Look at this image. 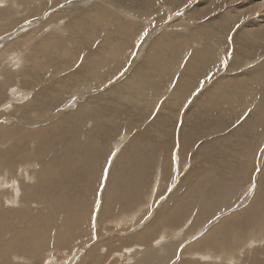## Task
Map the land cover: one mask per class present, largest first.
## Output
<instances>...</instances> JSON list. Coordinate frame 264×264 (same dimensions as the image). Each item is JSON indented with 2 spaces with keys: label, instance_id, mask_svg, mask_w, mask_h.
I'll return each instance as SVG.
<instances>
[{
  "label": "bare ground",
  "instance_id": "bare-ground-1",
  "mask_svg": "<svg viewBox=\"0 0 264 264\" xmlns=\"http://www.w3.org/2000/svg\"><path fill=\"white\" fill-rule=\"evenodd\" d=\"M17 1L19 2V0H17ZM25 1L27 3L31 2L33 4L32 5L30 3L31 4L30 8H34L33 6H36L35 5L36 0H25ZM73 1H72L70 6L67 4V7H65V6H62V8L58 7L60 9L54 10V11H59V12L51 13L50 15H48V17L45 20H43V21L41 20L40 22H38V25L35 26L32 23L35 27H31L30 29L27 28L29 25L28 26L25 25L23 28L18 27L19 30L16 32L17 35L21 34L24 31H26V32H27V30H29V31L27 33H25V35H22V37L20 39H18L17 41H12L10 43H6V42H8L9 39H6V41H0L1 42L0 43V98L5 95L4 92L8 86L18 84V82L16 81L18 78H16V77H19L20 79L22 78V80H25V86H28V83H30L29 85H31V87L34 89V92L32 91L31 94L28 95V97H27V95H24L25 99L24 98L19 99L18 100L19 102L15 101V103L5 105L4 107L6 108V112H5V119H3V121L6 124L4 125L3 123L2 124L0 123V195L2 194V197H3V199L1 198V200H0V264H9V262L11 264V261H13L15 264H19L18 262L25 263L31 259L34 261L33 264H41V263H38L39 261L44 262V259H43L44 252H41V250H43L44 248H46L48 246H52V244L54 246H56L57 248H60L63 246V244L65 242H70V239L73 238L75 235L80 236L77 240L78 243H85V242H89L90 244L94 243L93 246L87 252V254L83 257V261H88L89 259H91L90 262L92 264H94V262H93L94 255H96V253L99 249V245H102L101 243L95 244L96 241L94 238V236H95L94 234H96L97 232L94 230L95 229V227H94L95 221L94 220H96L97 218L93 219L94 212L91 211V207L94 204V196L92 193L95 194V183H96L94 180L92 181V179L93 178L98 179L99 173L97 172V170H99V164H100V161L102 160V157L100 160L99 159L100 157L96 155V153H97L96 151L99 149V145L102 141H99V139L97 137L98 135L96 136L94 134V131L97 130V127L99 126L98 118L104 117L103 113L101 115L98 114L99 115L98 117L93 115L95 113L100 112V110H98L99 107L97 106V104L95 102V100L97 98H92L91 101L88 100L84 104L78 105L72 111H66L69 108L68 106H72V104H70V103L65 104L67 107L65 105L62 107L59 104V100H57L58 97L53 98V93H52L53 90L55 92H58L57 90H61L62 87L66 88L68 86L67 84L63 85V80L65 81L67 78L65 75H64L65 77L64 76L58 77V75L56 76L58 78H56L55 81H57L58 86H56V85L53 86L52 85L53 83L47 82L48 80H46V79H44L46 82L43 79L37 80V78H35V77H34L33 81L30 78H29V80H27V78L25 76V74H26L25 70H26V72L28 69H30L32 71L35 70V71H41L42 72L43 68L44 69L48 68L49 67L48 56L49 55L51 56V54H52L51 50L55 47L61 48L63 41L66 40L65 38L73 36V32H75V31L71 30L72 28L70 29V28H68V26H67V28H66V26H65V28H62L61 26H59V24L61 22H63L62 21L63 19L70 17V19L73 23L77 24V22L79 21V22L85 24V22L87 20H89V17H90L94 21L96 20L97 22L101 23L102 25H106V24L108 26L110 24L117 25V22L114 21L112 16L116 15L118 17V15L116 13L108 10L103 5H100L99 3H95V5H93V7H92L93 9L83 10L81 12L79 9L88 0H75L74 2ZM135 1H136V3H138V6L141 10V14L145 16V13H146L148 16L150 14V11L148 8L147 9L144 8L142 1L145 3L148 1L150 2V0H142V1L141 0H135ZM171 1H173V0H171ZM178 1H181V0H178ZM187 1H189V0H187ZM220 1H222V0H220ZM229 1H230V3H232L231 0H229ZM233 1L234 2L231 5L232 10L235 8H241V9L245 8L244 10H246L247 14H255L257 12L261 13L258 18L255 17V19H253L251 21L249 20L250 21L249 27L251 29H249L247 31L252 30V32L255 35V38H254V36L250 35V36H252L253 39H256V42H254L255 44L253 47L255 53H257V54L262 53L264 55V50H263L264 45H262V43H263L262 40H264V0H233ZM1 2L4 3V2H6V0H0V3ZM42 2L44 3V5L49 4L50 6L51 5L54 6V4H57V3L60 4V2L58 0H42ZM53 2H55V3L53 4ZM181 2H183V1H181ZM225 2H226V0H225ZM6 3H8V2H6ZM200 3H203V1L201 0V2H199V5H200ZM206 4H207V2H206ZM208 4H210V3H208ZM16 5H17L16 1H12L11 4H9V5H6V6L2 5L3 7L0 6V35L3 34L4 32H8L9 30H11L10 28L13 27L14 25H18L19 23H21L22 21H24L26 19L36 17L37 15H40L47 10V9L41 10L42 12H38V13H35V11H30L31 14L22 15V16L18 17L17 12H16V7H17ZM60 5H62V3ZM136 5L137 4H135V6ZM153 5H154V3H153ZM157 5H159V4H157ZM196 5H198V4H196ZM159 7H160V5H159ZM229 8H228V10H231ZM118 9L119 8L116 6V10L114 9V11H117V13H120V14H125L127 16V13L121 12ZM215 9H214V11H215ZM12 11H14L15 14H12L11 13ZM235 11H236V9H235ZM237 13H239V12H237ZM241 13H242V11H241ZM228 14L229 13H227V15ZM83 16L84 17L88 16V18H85V21L82 22V20H80V19ZM245 16H247V15L244 14L242 16L241 15L239 16L240 17L239 19H241L240 20L241 22H243ZM77 17H79L78 20H77ZM105 18H107L109 20L104 21L103 19H105ZM213 18H215V17H213ZM235 19H237V18H235ZM57 20L58 21L61 20V21L58 22ZM228 20H231V19L229 18ZM120 21H121V23H123L122 24L123 27H125V28L128 27V31H132V30L138 31L139 25L137 22L131 21V20H129V22L128 21H122V20H120ZM228 22L229 21H227V23ZM233 23H235V22H233ZM32 24H31V26H32ZM87 25H89V24H87ZM243 25H241V26L243 27ZM58 26L61 28H58ZM205 26L206 25H204V27ZM77 27H75V28H77ZM215 27H216V25H215ZM217 27H220V26H217ZM193 28H192V30H193ZM82 29L87 30V35L85 37H88L90 43L94 42V39L96 38L97 33L93 30L98 29V27L92 26V28H90V29L82 27ZM106 29L109 30V32L106 31V34L105 33L104 34L107 36V38L109 40L104 39L105 41H102L99 38V40L97 41V43H99V41L101 42V45L98 46L99 48L95 51L93 50L91 55H89L85 58L88 62L87 64L83 63L85 60L84 59V60H82L81 65L79 66V68L82 72H86V71H88V72L83 73V74L80 72L79 74H82V76L79 77L76 75L77 73L72 72L73 71L72 70L71 72L74 73V75L70 79H73V80L77 81L78 83H81V82L85 83L89 80L88 76H86L88 73H90L91 78L97 79L98 77L94 76V74H97V73H95V71L97 69L103 68L105 65H108L107 63H110L112 61H114V62L117 61V59L119 57H121L120 55H122V54L126 55L127 54V46H126L127 41L133 42V40H130L127 37H123V41L120 43L119 40L114 39L115 33H117L118 31L114 32L115 29H113V28H106ZM223 29H224V27H223ZM101 30H105V27L102 26ZM243 30H241V31H243ZM245 30H246V28H245ZM202 31H204V30H202ZM45 34H46V36L43 39L42 36ZM152 34H155V33H152ZM182 34H185V33H182ZM170 35L171 34H164V35H160V36L156 37L154 44L152 43L153 44L152 46L154 48L151 46L149 47V48H152L151 52H153L151 54L150 58L145 57V59L147 58L146 61L142 65H140L139 67L138 66L134 67L133 72L132 73L130 72L131 74H128L125 71L126 72L125 74H121L118 77L116 74L115 78L110 79L111 83L108 84L109 86L107 85L108 87L106 89L108 91H111L110 96H113L114 98H108L109 94L106 92L103 94V96L105 97L104 99L106 100V102L103 103V106H104L106 113L108 114L107 119L109 117H111V119L116 118V119H114V122L115 123L118 122L122 126H125L128 123V126H126L128 129H130L132 127H136V129H137L139 126H141L142 132L140 134H143V135L157 131L161 137H162V135L164 137V138H162L160 143H158V142L156 143V140H155V142H153L152 139H149V137H143V138H141V140H139L140 137H137L136 141L133 140V141H135L134 143H132L133 141H131V143H132V145H130L131 148L127 147V149H129V151H127L126 154L124 153L122 156H121V154L118 155L119 159H116L115 162L112 160V162L116 166V170L113 169L112 176H114V175L115 176H114L111 184L109 185V187L106 185L107 188L106 189L104 188L106 192L104 193L103 198H101L102 199V206L100 207L101 211H100V214L98 212H96L95 215H97V213L99 214V218L97 220L101 219L104 216L107 223H112V225L114 222H116V223L119 222L118 224H114V226H117V227L118 226H127V225H129V223L135 222V218L137 217V219H138V216L141 213V211L144 210V208L147 207L148 205L150 206V204H151L152 196H150L148 198L147 202H144L145 200L141 196V194L142 195L144 194V193H142V191L145 192V186H147V183H148V182L145 183V181L147 180L146 174L144 176H142L141 179H139L135 175V174L139 175L138 174L139 172L143 173L146 169L145 166L148 164V162H150V163L154 162V165H155L156 160L155 161H152V160L155 158L160 159L159 158L160 155H158L157 157H156V155L154 157H150V156H148L147 153L150 151H152V152L154 151L156 153L157 150H160L162 148L167 149L168 150V151L166 150L167 153L163 152V156H162V157H164V161H165V166L163 165V169H162L163 172H165V175L169 174L170 170L168 171V169L173 166V160H170L172 155L170 156V154H169L170 146H172L171 144L173 143V142H171V144H170L172 137L169 134V133H171V132H169V130H171L172 128L167 127L169 125H167L165 127L166 123H168L166 119H168L167 116H169V115H167L166 109L164 108V101H163V103H161L162 105L160 106V108H158L159 110H158L157 114H155V113L153 114V110L157 108L161 99H165L163 97H166V102H167V100H168L167 95L169 93H170V95H168L169 97L172 96L171 92H174V91H176L177 95H178V89L175 90V88H176L175 85L173 86L174 89L171 90V85H173L172 83L175 80H177L176 85L178 84L182 88H184L183 87L184 82H185L184 77L183 76L178 77L177 75H175L176 73L174 72V70L177 69L176 65H178L179 67L185 65L184 68H182L183 69L182 72L185 73V71L188 70L187 69V67H189L188 65H190L191 63L190 64L188 63L189 57H188V54L186 51L187 47H185V45H184V47L182 46L179 48H176L177 46L175 45L174 52H173V58L169 57L170 55L169 56L167 55L169 48L172 51V44H177L175 41L176 38H172ZM247 35H245V37ZM12 36H14V35H12ZM52 36H54L53 39H52ZM106 36H104V38ZM75 37H77V36H75ZM208 37H210L212 39L217 38L216 30L213 31L211 34H209ZM245 37L238 35V40H240V42H241V47L238 48V57L239 58H240V56L244 57L246 55V53L248 55H250L253 52L252 47H251V44H252L251 41H253V40H251L249 38V40H251V41L248 42V40ZM35 38H37V40L41 39L42 41L39 45H37L38 47H37V50L35 51L34 54H31L30 52H28L26 50L18 48L20 46L28 47L29 45H28L27 41H32ZM187 38H188V36H187ZM80 39L81 38H75V43L79 42ZM149 39L151 40V37ZM202 39H201V41H202ZM220 39H221V36H220ZM51 40H53V41L57 40V41H54L55 43H53ZM107 41H109V42H107ZM211 42L213 43L214 40H212ZM118 43H120V46L118 45ZM144 43H147V40ZM185 43H187V42H185ZM68 44H69V41H68ZM195 44L199 45V46L201 45L199 43H195ZM164 46H166V48L164 50V53L161 54L160 53L161 48H163ZM33 48H31V49H33ZM205 51H206V48H205ZM79 53L81 56L83 55V54H81V51H79ZM26 55H28L27 60H26ZM95 55H96V58L93 60L92 57H95ZM123 57H125V56H123ZM162 58H163V60L160 62V60ZM53 60H56V57H54ZM127 60H129V59L127 58ZM202 60H204V59H202ZM114 62H112V64H114ZM39 63H42L43 65H41L39 67H34V65L39 64ZM134 63H135V60L133 61L132 65H134ZM203 63H206V62L204 61ZM261 64L263 65L264 63L262 62ZM174 67H175V69H173ZM164 68L168 69L167 72L170 71L171 73H173L171 80H170V83L168 82L169 83L168 86L165 85L169 79L167 78L168 76H165L166 74H164V72L166 71ZM256 68H258V67H256ZM161 69H163V71L164 70L165 71L162 72L163 74L161 77H159L160 79L158 82L157 80H158V76H159L158 74L159 73H157V72L158 71L160 72ZM192 69H194V67H192ZM252 69L254 70V68H252ZM261 69L262 68H260V70H259L260 72H261ZM255 71H256V69H255ZM257 71H258V69H257ZM259 71H258V74H259ZM29 72H31V71H29ZM150 72H152V74L154 75L153 79L151 78L152 74ZM170 72H168L167 74H169ZM34 73H36V72H34ZM250 73H251V71H250ZM243 74L245 75L246 73H243ZM66 75H69V74H66ZM114 75L115 74L111 75V77ZM251 75H252V73H251ZM35 76H37V75H35ZM261 76H263V75H261ZM32 78H33V76H32ZM46 78H48V77H46ZM240 78H242V77H240ZM252 78H254V80H255V79L259 78V75H256ZM102 79L104 80L105 78H102ZM260 79H261V77H260ZM52 80L54 81V79H52ZM107 80H109L108 77L104 81L108 82ZM120 80L121 81L125 80V81L123 83H121L119 86H116V84ZM219 80H220V82L223 81L222 79H219ZM219 80H218V83L221 84L219 82ZM233 80H234V78H233ZM14 82H15V84H14ZM19 82H21V81H19ZM99 82H102V80ZM234 82L235 81H233V83ZM246 83H247V81H246ZM133 84L135 85V87H133ZM251 84H253V83H251ZM161 85H164L165 87L166 86L167 87L164 88V86L162 87ZM225 85L228 86V84H224L223 86H225ZM229 85L231 86V83ZM235 85H238V87H239V83L235 84ZM180 86L177 88H180ZM188 86H189V84H187V87H186L187 92L189 90ZM223 86H221V88ZM227 86H225L224 90H222L223 92L227 89L226 88ZM248 86H250V85H248ZM261 87H262V85H261ZM115 88H116V90H115ZM243 88H246V87H243ZM243 88H242V92H243ZM94 89H95V87H94ZM179 90H181V89H179ZM239 90H241V88H239ZM248 90H249V88H248ZM263 90H262V92H263ZM191 91H189V92H191ZM215 91H217V90H215ZM222 91H220V92H222ZM49 92H50V94H49ZM220 92H219V94H221ZM247 92H249V91H247ZM251 92H253V91H251ZM17 93H18L17 90L14 91V93L12 94V97L15 96ZM19 93H20V95H19V97H20L21 91ZM234 93L236 94V91H234ZM238 93H239V91H238ZM46 94L48 97H50V98L52 97V100L50 98H48L49 101H47L48 100L47 98H46L47 100L45 98H43L44 96L46 97ZM121 94L123 96H121ZM175 94L176 93H173V96L177 97V95L175 96ZM184 94H187V93H185V91L182 90L179 95L181 97ZM219 94L217 93V97H219ZM231 94H229V95H231ZM235 94H233V95H235ZM259 94H261V93H259ZM82 95H84V93ZM223 95L225 96L226 93L224 92ZM229 95H227L226 97H228ZM256 95H258V94H256ZM32 96L35 98H32ZM56 96H58V95H56ZM106 96H107V98H106ZM200 96H199V98H202V96L201 97ZM252 96H253V94H252ZM204 97H203V99H204ZM237 97L236 98L231 97V98H229L230 100L221 97L219 99H222L221 102L224 103L223 105H221L219 102H216L212 105L213 106L212 108H214L215 111L216 110L221 111V110H223L222 107L225 104H227L226 106H227L229 111L226 112L225 111L226 109H225L224 110L225 112L223 114H222V112H221V114L220 113L219 114L222 116V121L225 120V122L228 124L232 123V121H233L232 116L237 115V117H235V118L238 119V115L241 112L239 110V108L241 106H239V104L235 103V100L238 103H242V100H244V96H243V98H241V97L237 98ZM253 97H255V96H253ZM263 97H264V95L262 96V98ZM250 98H252V97H250ZM26 99H28V100H26ZM110 99H113L114 103L116 101L117 104H115V106H112L111 104H114V103H113V100H110ZM205 99H206V97H205ZM33 100H34V102H31ZM74 100H76V98ZM173 100H175V99H173ZM180 100H182V99H180ZM180 100L176 99V101H173L172 107L176 108L178 105H180V107H181V104H179ZM197 100H198V98H197ZM200 100H202V99H200ZM200 100H199V102H200ZM27 101L30 103H28ZM110 101H112L111 104H109ZM170 101L172 102L171 99H170ZM212 101L213 102L215 101L214 98ZM199 102L197 105L201 104V102H200V104H199ZM209 102H211V101L209 100ZM18 104H20V107H17ZM87 104H88L87 107L82 108L84 105H87ZM191 105L195 106V104H191ZM219 105H220V107H219ZM206 107L208 109V107H210V104L209 103L206 104ZM212 108H210L209 110L213 111ZM262 108H261V110H262ZM12 109L14 112L12 111ZM161 109L163 111L165 109V111H164L165 113L163 112L164 114L161 113V111H162ZM168 110H170V109L167 108V111ZM201 110H202V108H201ZM201 110L197 113V118L198 119L203 118L202 121L204 122L205 125H203V123L199 122L198 120H197V123L195 122L196 124H193L192 122L188 121V123L192 124V126H193L192 128L191 127L190 128L195 129V131L192 130V131H194V133H192L193 135H191L190 132H188L189 129L186 126L185 129H183L186 131L185 135L182 133L185 138L182 140V142L178 138L180 140L179 143L182 147V152H181L180 158L183 159L184 161H185L184 158L185 157L187 158V151L189 149L188 148L187 151H185L184 148H185V146L187 148L188 143L189 144H191V143L195 144V140L197 139V135H198L195 132L200 127L199 124L200 123L202 124L201 126L203 127V130L205 131L208 128L209 129L218 128L217 127L219 124L218 122H221V120H218L221 117H219L218 119L216 118L218 121L215 120V118H213V113L210 111L209 115L211 114L212 115L211 118H213V119H209V117L204 112H201ZM155 111H157V110H155ZM66 112H69V113H66ZM168 112H171V111H168ZM173 112H172V114L171 113H168V114H171L173 116L174 115ZM179 112H176V113L179 114ZM187 112H188V110H187ZM195 112H197V111H195ZM142 113H147V115H148L147 118L155 115L156 119H153L152 121L146 122L144 124H143V122L138 123V124H136V122H135V123L131 124V123H129L130 121L127 120V117H133L136 119L141 118ZM3 114L4 113L2 111L0 115L3 116ZM8 114H9V117H7ZM69 114L74 115V116L77 115V116L72 117ZM165 114L167 116H165ZM188 114L185 116L182 115L185 118V120L189 119V118L187 119ZM259 114H261V113H259ZM165 117H167V118L164 119ZM239 117H241V116H239ZM171 118L173 119L175 117H171ZM142 119H145V118L142 117ZM177 119H178V116H176L175 121ZM145 120L147 121V119H145ZM163 120H165V121H163ZM169 120H171V119H169ZM94 121L96 122V124L93 123ZM131 121H132V119H131ZM210 121H217V124H216L217 126L216 127L211 126L209 124ZM102 122H103V120H102ZM172 122L174 123V121H172ZM185 123H187V121ZM94 124H95V126H94ZM168 124H172V123H168ZM238 124H236V126L233 128L234 131L231 133V135H234V136H230V139H229L230 145H233V138L236 137L237 139H239V137L242 135L243 132L245 133V135H247L248 133H252L253 136H254L255 132H258L257 131L258 126H252L250 128L240 129L241 125L239 124L240 125V127H239ZM114 125H116V124H114ZM145 125H147V126L145 127ZM172 125L174 126V124H172ZM117 129L118 128H116V130ZM173 130H175V129L173 128ZM183 130H179V131L183 132ZM217 131L219 132V130H217ZM106 132H108V131H106ZM177 132H178V130H177ZM239 132L241 134H237ZM179 133H181V132H179ZM176 135H177V133H176ZM227 135H228V132H227ZM188 136H190V137H188ZM211 137H213V136H211ZM261 137H262V135H261ZM199 138H201V137H199ZM199 138H198V140H199ZM214 138H216V137H214ZM225 138H226L225 136L224 137L218 136V138L216 140H214V139L213 140L215 142H218V141L223 140ZM102 139H104V138H102ZM107 139L108 138H106L105 142H106V145H109V144H107V142H108ZM242 139H244V138H242ZM137 140L140 142L138 143ZM150 141H151V145H149V146H151L150 147L151 150H144L145 145ZM174 141L177 142L178 140L174 137ZM214 141H210L212 143L211 145H213ZM242 141H244V140H242ZM259 142L261 143L264 141L262 140ZM234 143H236V142H234ZM205 144L202 146H205ZM215 144L217 145V143H215ZM247 144H248L249 151H251L253 154V156L250 160V165L251 164H257L258 165L257 167H259V173L261 174V172L264 168V157L263 156L261 157L259 155V153H260L259 152L260 150L258 151L259 145H256V143H254V142L247 143ZM227 145H228V143H227ZM238 146L239 145L234 146V148H233L234 151L237 150ZM125 147H126V145H125ZM160 147H162V148H160ZM246 147H247V145H246ZM200 148H202V147H200ZM200 148H199V150L197 149V151H199L202 155L194 154L192 161L194 160V161L198 162L200 160V158L202 156H204L203 153L204 154L209 153V152H207L206 149H204V148L200 149ZM104 149H106V148H104ZM142 149L144 151H142ZM163 149H162V151H163ZM124 151H125V149H124ZM210 152H211V150H210ZM217 152H219V151H217ZM103 153L104 152H102V154ZM241 154H243V153L241 152ZM218 155H219V153H218ZM225 155H226V153H225ZM207 156L208 157H203L204 158L202 161L203 164H205L206 159H208V161H211L212 158L215 156V154L212 158H210L211 157L210 153ZM112 159H113V157H112ZM240 160H241V158H240ZM160 161H161V159H160ZM225 163H223V164H225ZM174 165H175V163H174ZM250 165H247V166H250ZM247 168H249V167H247ZM110 170H111V168H110ZM241 170L242 169H240V171ZM214 172H215V170H212V169L208 168V166H205L203 168L200 176L196 175L195 172H194L195 174L192 173V174L188 175V176H191L190 177L191 184H189L190 187L187 188V191L181 190L178 193L177 192L172 193L170 200L167 203L164 202L165 204L162 203L163 205L161 204L162 206L160 208H158V211L154 212L155 216L152 217L151 220L147 224H145L142 231H139L138 233L134 234L133 237L130 238V240H129L130 242L138 241V242H142L144 245L151 244L148 247L143 246V248H142L143 251H134L135 255H132V257L133 258L135 257L136 261H137L134 264H155L156 262H157V264H174V263L176 264V262L179 261L178 255H179L182 247H181L180 241H178L175 237L181 232V229L180 230H176V228H174L175 230L171 229L172 227L170 225H173V224L178 225L179 223L177 221H179L180 219L183 220L184 218H186L190 212H197V214H198L197 215V222L201 223L200 226H202V223L205 222V218L208 219L210 217L209 216V215H211L210 213L214 214V213L218 212L219 210L228 206L233 201H235V199L238 195L237 194L238 191H236L235 189H232V187H234L236 181L241 179L242 175H244L243 177H245V176L248 177L250 175V171H248V169H246L241 174V177H239V175H238V177L237 176L234 177V178H236L235 181H233V179L230 178V176L228 177L226 175L227 178H224V179L220 178V179H222L223 183H219L218 177H216L214 175ZM127 176H129V177L127 179H125ZM82 177H84V178H82ZM108 180L109 179H107V181ZM157 180H158V178H157ZM244 180H245V178H244ZM211 183H212V185H211ZM202 184L205 185V187L199 188V186ZM158 185H159V183H158ZM235 186H237V185H235ZM241 189H244V188H241ZM240 191H242V190H240ZM255 192H256L255 194L253 193L254 196L250 199V200H252L251 203H248V205H246L245 200H242V202H240V204L242 206H244L243 204H245V207H242V209L237 214H235L234 216L231 215L232 217H230L229 219H226L227 217H225L224 219L219 220L218 223H213L212 225L210 224L208 226V228H206L204 231H201V228H200V230L198 228V231H194L195 234L194 233L190 234V236L187 237V240H189V241L194 236H196V233H199L201 231V236L198 237L195 240V242L193 240L194 243H192L191 245L187 246V244H185L186 245L185 248H188L189 246H192L194 248H200L203 250L205 255H207L211 259L215 258L214 260H220L221 262H223L224 260H227L230 263H235L237 261L240 262L241 258L239 259L237 257L239 260H236V259H234V256H232V253L236 252L235 248L238 245H240L242 242H244V244H243V246H244L248 240L252 239V237L257 238V240L259 242L264 241V234H263V232H264V183H262L261 179H260V185H259L257 191H255ZM227 195H228V197L225 198V196H227ZM142 199L144 201L141 204ZM44 206H46V207L43 208ZM220 206H222L221 209H220ZM134 208L135 209L137 208V209L133 211L134 213H132L133 214V216H132V214L128 213V211L132 210ZM95 217H97V216H95ZM137 219H136V221H137ZM49 224H51V225L49 226ZM100 224H102V223L100 222ZM103 226H101V227H103ZM110 228L111 227L103 228V229L109 230ZM118 228H122V227H118ZM157 231H160L159 236H158ZM180 235H181V233L178 236H180ZM116 236H117V234H116ZM167 237L172 238V239H166ZM106 238H107L108 244H110V246H114L113 244L117 241V239H116V241H114L113 237H106ZM123 242H126V240ZM155 242H157V243H155ZM253 242H252V244H253ZM255 242H256V240H255ZM256 243H258V242H256ZM263 244H264V242H263ZM232 246H235V248H233ZM223 247H224V249H227L226 247H228V249H227L228 254L227 255L225 254L226 256H224V251L222 250ZM110 248H113V247H110ZM117 249H118V246H117ZM241 249H242V247L238 248V250H241ZM259 249H260V246H259ZM209 252H210V254H209ZM196 254H200L202 256V258H205V256H203L199 252H197ZM122 255L125 256L126 253L123 252ZM263 258H264V249L256 250V252L253 254V256L250 259H248L249 260L248 262H251V264H264ZM78 259H79V257L77 258V260ZM205 259H208V258H205ZM211 259H208V260H211ZM47 261H48V259L46 260L45 264H54V263L56 264L57 263L55 258L53 259L52 257H51V261H54V262H47ZM83 261H81L80 264H85V263H83ZM76 262H78V261H76ZM96 262H98V259H95V263ZM246 262H247V260H246ZM247 263H245V264H247ZM180 264H197V262L189 261V262L180 263Z\"/></svg>",
  "mask_w": 264,
  "mask_h": 264
},
{
  "label": "rangeland",
  "instance_id": "rangeland-1",
  "mask_svg": "<svg viewBox=\"0 0 264 264\" xmlns=\"http://www.w3.org/2000/svg\"><path fill=\"white\" fill-rule=\"evenodd\" d=\"M12 1H16V4H17L16 5L17 6L16 7V12H17V16L18 17H20L22 15H27V14L29 15V14H31L30 11H35V13H38V12H42L41 10H45V9H47V10L45 12H43L42 14L37 15L36 17H32L30 19H26V20L22 21L21 23H19L18 25H14L13 27L10 28L11 30L1 34L0 35V41H6V39H9L8 42H6V43H10L12 41H17L18 39H20L22 37V35H25V33H27L29 31V30H27V32L24 31L21 34L17 35L16 32L19 30L18 27L23 28L25 25H27V26L29 25L30 26V27L29 26L27 27L28 29H30L31 27H35L36 25H38V22H40L41 20L42 21L45 20L48 17V15H50L51 13L59 12V11H54V10H59L60 8H62V6L67 7V4L70 6L73 0H58L60 2V4L62 3V5H60L59 3L54 4L55 2H53L54 6L51 5L52 7L49 4H45L44 5L42 0H40V1L36 0L35 1V3H36L35 5L36 6H33L34 8H30V5L32 3L31 2H30L31 4L27 3L25 0H21V1L19 0L20 3L17 0H6V2H8V3H6V2L2 3L3 2L2 1L0 3L1 4L0 6L9 5V4H11ZM181 1H183V2H181ZM181 1H178V0H173V1H171V0H150V2L148 1V2H145V3L142 1L144 8L145 9L148 8L149 11H150V14L148 16H147L146 13H145V16H144V15L141 14V10H140V8L138 6V3H136L135 0H88L79 9L81 12L83 10H91V9H93L92 7H93V5H95V3H99L100 5H103L108 10H110V11H112V12H114V13H116L118 15V17L116 15L112 16L114 21L117 22V25H113V24H110L109 26L107 24L106 25H102L101 23L97 22L96 20L94 21L90 17H89V20H87L85 22V24H83V23H81L79 21H78L79 23L77 22V24L73 23L71 21L70 17H68L66 19H63L62 20L63 22H61L59 24V26H61L62 28H65V26H66V28H67V26L70 29L72 28L71 30L75 31V32H73V36L65 38L66 40H64L63 44H62L63 47L62 46H61V48L55 47V48H53L51 50L52 54H51V56L50 55L48 56L49 67L46 68V69L43 68V71H42L43 73L41 71L33 70L34 72L37 73L36 74L30 69H28L27 72L25 70V73L27 75L24 73L26 78H27V80H29V78H30L33 81L34 77L37 78V80L38 79L39 80L46 79V80H48L47 82L53 83L52 84L53 86H55V85L58 86L57 81H55L56 78H58L59 76L63 77L65 75L67 78H66L65 81L63 80V85L67 84L68 86L66 88L62 87L61 90H57L58 92H55L54 90H53L54 92L52 90L51 91L53 93V98L54 97L55 98L58 97L57 100H59V104L62 107L65 104H69V103L72 104V106H68L69 108L66 111H72L78 105L84 104L88 100L91 101L92 98H97L95 100V102H96L97 106L99 107L98 110H100V112L95 113L93 115L98 117L99 115H101L103 113L104 117L103 118L99 117L100 119L98 118L99 126L97 127V130L94 131V134L96 136L98 135L97 137H98L99 141H102L101 143L99 142L101 146L99 145V149L96 151L97 152L96 155L100 157L99 158L100 160H101V157H102V160L100 161V164H99V170H97V172L99 173L98 179H95V178L92 179V181L94 180L96 183H95V194L92 193L93 196H94V204L95 205L94 204L92 205L91 211L94 212V217L97 216L95 218L93 217V219H96V218L98 219L100 211H101L100 207L102 206V199L101 198H103L104 193L106 192L105 191V189L107 188L106 185L109 187V185L111 184V182H112V180H113V178L115 176V175L112 176L113 169L116 170V166L114 165L112 160L115 162L116 159H119L118 155L121 154V156H122L124 153L126 154V152L129 151V149H127V147L131 148L130 145H132V143H134L136 141L137 137H140L139 140H141V138H143V137H149V139H152L153 142H155V140H156V143L157 142L160 143L162 138H164L163 135L161 137L158 134L157 131H154L153 133H147V134L143 135V134H140L142 132L141 131V128H142L141 126H139L140 128L138 127L139 129L138 128L136 129V127H132L130 129H128L126 127V126H128V123L125 126H122L118 122H116V123L114 122V119H116V118L111 119V117H109L107 119L108 114L106 113V111L104 109V106H103V103H105L106 100L104 99L105 97L103 96V94L106 92V93L109 94L108 98H114L113 96H110V92L111 91H108L106 89L109 86L108 84L111 83L110 79L115 78L116 74H117V77L120 76L121 74H125L126 72L128 74H131L133 72V68L134 67H136V66L139 67L140 65H142L146 61L147 58H150V56H151V54L153 52H151L152 48H149V47L150 46L153 47L152 45L154 44V41L156 40V37H158L160 35L171 34L170 36L172 38H176L175 41H176L177 44H172V51H171L170 48L168 49L167 55L168 56L170 55L169 57L173 58V52H174L175 45L177 46L176 48H179V47H182V46L184 47V45H185V47H187L186 51H187V54H188V57H189L188 63L189 64L191 63L190 65H188L189 67H187L188 70H186L185 73L182 72V70H183L182 68H184L185 65H183L181 67L176 65L177 69H175V67L173 68V69H175L174 70V72L176 73L175 75H177L178 77H180V76L184 77V79H185V82H184V85H183L184 88H182L178 84L176 85L177 80H175L174 81L175 83L173 82L172 83L173 85H171V90L174 89L173 86L175 85V87H176L175 90L178 89V95H177V92L174 91V92H171L172 96L169 97L168 96V95H170V93H169L167 95V99H168L167 102L169 104L166 102V97H163L165 99H161V101H160L159 105L157 106V108L153 110V114L154 113L157 114V112L159 110L158 108H160V106L162 105L161 103H163V101H164V108L166 109L167 115H169V116H167L165 114V116H167L168 119H166L167 117H165L164 119H166L168 123L174 124V126L172 124H168V123H166V125H165V127L167 125H169L167 127L172 128L171 130H169V132H171L169 134L172 137V139L170 141V144H171V142H173L171 144L172 146H170L169 154H170V156L172 155L170 160H173V166L168 169V171L170 170L169 174L165 175V172H163V170H162L163 169V165L165 166L164 157H162V156H163V152H166L167 149H163L162 148L163 146L160 147V148L163 149V151H162V149H160V150H157L156 153L154 151L153 152L150 151V152L147 153L148 156H150V157H154L155 155L157 157L158 155H160L159 158L161 159V161L158 158L153 159L152 161L156 160L155 161V165H154V162H151L154 166L150 162H148V164L145 166V168H146L145 171L143 173L139 172L138 173L139 175H137V174H135V175L139 179H141V177L146 174L147 180L145 181V183L146 182H148V183H147V186H145V192L142 191V193H144V194L143 195L141 194V196L144 198L145 201L142 199L141 204L143 203V201L147 202L148 198L150 196H152L151 204H150V206L148 205L147 207L144 208V210L141 211V213H140L141 215L139 214V216H138L139 220L136 217L135 218V222H131L127 226H118V227H122V228H118L117 226H114V224H118L119 222L118 223L114 222L113 225H112V223H107V221L105 220L104 216L101 219H99V220L96 219L97 221L94 220L95 221L94 222V227H95L94 230L97 232L96 234H94L95 235L94 238H95V241H96L95 244H100L101 243L103 245V246L99 245V249H98L96 255H94V259H93L94 264H134L135 262H137L136 258L132 257V255H135L134 251H143V249H142L143 246L148 247L151 244L144 245L142 242H138V241L130 242L129 241L130 238L133 237V235L138 233L139 231H142V229L144 228L145 224H147L151 220V218L155 216L154 212L158 211V208H160L163 204L167 203L170 200V197H171L172 193H174V192L178 193L181 190L182 191H185V190L187 191V188L190 187L189 184H191V182H190V177L191 176H188V175H190L192 173L193 174L196 173V175L200 176L201 173H202V170H203V168L205 166H208V168H210L212 170H215L214 175L216 177H218V182L219 183H223L222 179L227 178V176L228 177L230 176V178H232L233 181H235L236 178H234V177H236V176L238 177V175H239V177H241V174L246 169H248V171H250V175L248 177H246V176L243 177L244 175H242V177H241L242 180L239 179L235 183V185H237L238 187L235 186V185H234V187H232V189H235L236 191H238V193H237L238 195H237L235 201H233L232 203H230L228 206H226L223 209H221L222 206H220L221 210H219L218 212H216L214 214L210 213L211 215H209L207 213L210 217L208 216L209 217L208 219L205 218V222L202 223V226H200L201 223L197 222V215H198L197 212H190L189 215L186 218H184L183 220L180 219L179 221H177L179 223L178 225H174V224L170 225L172 227L171 229H174V228H176V230H180L181 229V232H180L181 235L178 236L180 234L179 233L175 237L178 241H180V244H181V247H182V249H181V251H180V253L178 255L179 261H177L178 260L177 259L176 260L177 261L176 264L177 263L178 264L186 263V262H189V261L197 262V264H238V263L239 264H245V263H247L249 261L248 259H250L253 256V254L256 252V250L264 249L263 248L264 247V244H263L264 241H260L261 242L260 243L257 240V238L252 237V239L250 238L251 240H248L244 246H243L244 242H242L236 248H235V246H232L233 248L236 249V252L232 253V256H234V259H236V260H239L240 258H241V260H240V262L237 261L235 263H230L227 260H224L223 262H221L220 260H214L215 258L211 259L207 255H205L203 250L200 249V248H194L192 246H189L188 248H185L186 247L185 244H187V246H188V245H191L192 243H194L195 240L198 237L201 236V231H204L206 228H208V226L210 224L212 225L213 223H218L219 220L224 219L225 217H227L226 219H229L230 217H232L235 214H237L242 209V207H245V204L248 205V203H251L252 200H250V199L254 196L253 193L254 194L256 193L255 191H257V189H258V187L260 185V179L262 180V183H264V172H263L264 168H263V170H262V172L260 174L259 173V167H257L258 166L257 164H251L250 165V160H251L253 154H252L251 151H249L248 144H247V143L254 142V143H256V145H259V147H258L259 148L258 151L260 150L259 151L260 152L259 155L261 157L262 156L264 157V144H263L264 142H261V143L259 142V141H262V140L264 141V117H263L264 116V111H263L264 110V97L262 98V96L264 95V90H263L264 89V86H263L264 85V81H263L264 80V70H263L264 69V64L263 65L261 64L262 62L264 63V55L262 53L261 54L255 53L253 47H254V44H255L254 42H256V39L252 38V36H254V38H255V35L252 32V30L251 31H247V30L251 29L249 27L250 21L255 19V17L258 18L259 15L261 14L260 12H257L255 14H247L246 10H244L245 8H242L243 10L241 8H235L236 11H235V9L232 10L231 5L234 2L233 0H231L232 3H230L229 0H226V2H225V0H222V1H220V0H211V1L210 0H202L203 3H200V5H199V2H201V0H189V1L181 0ZM152 2L154 3V5H153ZM206 2H207V4H206ZM208 3H210V4H208ZM135 4H137V5L135 6ZM157 4H159L160 7ZM196 4H198V5H196ZM115 5L119 8L118 10H120L121 12L127 13V16L125 14H120V13H117V11H114V9L116 10V6ZM58 7H60V8H58ZM228 8L231 9L232 11L228 10ZM214 9H215V11H214ZM241 11H242V13H241ZM13 12L14 11H12L11 13L15 14V12L14 13ZM237 12H239V13H237ZM227 13H229L230 15L229 14L227 15ZM239 14L241 16L244 15V14L247 15V16L244 17L243 22L240 21L241 19H239L240 18ZM213 17H215V18H213ZM85 18H88V16L87 17L83 16V17H81L80 20H82V22H83V21H85ZM229 18L231 20H228ZM235 18H237V19H235ZM78 19H79V17H77V20ZM103 20L104 21H108L109 19L105 18ZM120 20L128 21V22H129V20H131V21L137 22L138 25H139L138 31H135V30L128 31V27H126V28L123 27L122 26L123 23H121ZM60 21L61 20H59L58 22H60ZM227 21H229V22L227 23ZM233 22H235V23H233ZM31 24H32V26H31ZM87 24H89V25H87ZM204 25H206L208 28L206 26L204 27ZM215 25H216V27H215ZM241 25H243V27ZM59 26H58V28H61ZM92 26L93 27L96 26V27H98V29L93 30V31H95L97 33V36L94 39V42L90 43L88 37H85L87 35V30L82 29V27L90 29V28H92ZM102 26L105 27V30H101ZM217 26H220V27H217ZM75 27H77V28H75ZM223 27H224V29H223ZM106 28H113V29H115L114 32L118 31L117 33H115V38L114 39L115 40H119L120 43L123 41V37H127L130 40H133V42L130 41V40H129L130 42L127 41V44H126V46H127V54L126 55L125 54L120 55L121 57H119L117 59V61H115V62L112 61V62H114V64H112V62H110V63H107L108 65H105L103 68L97 69L95 71V73H97V74H94V76L98 77L97 79L91 78L90 77V73H88L86 75V76H88L89 80L87 82H85V83H83V82L78 83L77 81H75L73 79H70L74 75V73H72V72H76L77 73L76 75L79 76V77H81L83 73H87L88 72V71L82 72L80 70L79 66L82 63V60H84L87 56L91 55L93 50L95 51V50H97L99 48L98 46L101 45L100 41H99V43H97L99 38L102 41H105L106 39L109 40L107 38V36L105 35L106 31L109 32V30H107ZM192 28H193V30H192ZM242 28L244 30L246 28L245 31L247 33ZM202 30H204V31H202ZM215 30H216V33H217V38L212 39V38L208 37L209 34H211ZM241 30H243V31H241ZM152 33H155V34H152ZM182 33H185V34H182ZM12 35H14V36H12ZM238 35H241L243 37H245V35H247L245 38L248 40V42L253 40V41H251L252 42L251 47H252L253 52L250 55H248L246 53V55L244 57H241V56H240V58L238 57V48L241 47V42H240V40H238ZM250 35H252V36H250ZM45 36H46V34L42 36L43 39L45 38ZM75 36H77V37H75ZM104 36H106V37L104 38ZM187 36H188V38H187ZM220 36H221V39H220ZM150 37H151V40L149 39ZM53 38H54V36H52V39ZM75 38H81V39H80L79 42L75 43ZM249 38L251 40H249ZM201 39H202V41H201ZM146 40H147V43H144V42H146ZM212 40H214L215 43L214 42L212 43L211 42ZM41 41H42L41 39L37 40V38H35L32 41H27V43L29 45L28 47L20 46L18 48L26 50V51L30 52L31 54H34L35 51L37 50V47H38L37 45H39L41 43ZM51 41L53 43H55L54 41H57V40H54V41L51 40ZM68 41H69V44H68ZM107 42H109V41H107ZM185 42H187L188 44L185 43ZM194 42L195 43H199L201 45L200 46L196 45ZM262 42H263L262 45H264V40H262ZM120 43H118L119 46H120ZM31 48H33V49H31ZM165 48H166V46L161 48V51H160L161 54L164 53ZM205 48H206V51H205ZM263 50H264V48H263ZM79 51H81V54H83L82 56L80 55ZM123 56H125V57H123ZM54 57H56V60H53ZM145 57H147V58L145 59ZM27 58H28V55H26V60H27ZM95 58H96V55H95V57H92L93 60ZM127 58L129 60H127ZM202 59H204V60H202ZM134 60H135V63H134V65H132ZM162 60H163V58L160 60V62ZM204 61L206 63H203ZM83 63L87 64L88 62L85 59ZM41 65H43V64L39 63V64L34 65V67H39ZM192 67H194V69H192ZM256 67H258V68H256ZM252 68H254V70ZM260 68H262L261 72L259 71ZM164 69L166 70V71L164 70L165 72L163 71V69H161V71H160L161 73L159 71L157 72V73H159L158 74L159 76H158V80L157 79L156 80L159 82V79H160L159 77H161L162 74H163L162 72H164V74H166L165 76H168L167 78L169 79L167 81V83L165 84V85L168 86L169 83H170V80H171V77H172L173 73L168 71L170 73L167 74L168 73L167 72L168 69H166V68H164ZM255 69H256V71H255ZM257 69L259 71V74H258ZM29 71H31V72H29ZM250 71H251L252 75H251ZM80 72L82 74H79ZM150 73L152 74V72H150ZM243 73H246V74L244 75ZM34 74L37 75V76H35ZM66 74H69V75H66ZM113 74H115V75L111 77V75H113ZM57 75H58V77H56ZM256 75H259V78L254 80V78H252V77H254ZM261 75H263V76H261ZM32 76H33V78H32ZM151 76H152L151 78L153 79L154 75L152 74ZM46 77H48V78H46ZM107 77L109 78V80H107L108 82L104 81V80H106ZM240 77H242V78H240ZM260 77H261V79H260ZM16 78H18L16 80L18 82V84H15V82H16L15 81L14 82L15 85H12L13 87L12 86H8L9 88L7 87L8 88V89L6 88L7 91L5 90V92H4L5 95L0 98V114H1L2 111L4 113L3 116L0 115V118H1L0 119L1 120L0 123L1 124L3 123L4 125L6 124L3 121V119H5V112H6V108L4 106L12 104V103H15V101H18L19 99H23V98L25 99L24 95H27V97H28V95L31 94L32 91L34 92V89L31 87V85H29L30 83H28V86H25V80H22V78L20 79L19 77H16ZM102 78H105V79L103 80ZM233 78H234V80H233ZM52 79H54V81ZM219 79H222L223 81L221 80L222 82H220ZM18 80L21 81V82H19ZM101 80H102L103 83L99 82ZM218 80H219V82L221 84L218 83ZM124 81L120 80L116 84V86H119ZM233 81H235L236 83L235 82L233 83ZM246 81H247V83H246ZM230 83H231V86L229 85ZM238 83H239V87H238V85H235V84H238ZM251 83H253V84H251ZM187 84H189L188 92H187V88H186ZM224 84H228V86L225 85V86H227L226 87L227 91L226 90L224 91L226 93L225 96L223 95L224 92L222 91L225 88V86H223ZM248 85H250V86H248ZM261 85H262L263 88L261 87ZM161 86L163 87L164 85H161ZM179 86H180V88H177ZM221 86H223V87L221 88ZM94 87H95V89H94ZM133 87H135L134 84H133ZM166 87L164 86V88H166ZM243 87H246V88H243ZM239 88H241V90H239ZM242 88H243V92H242ZM248 88H249V90H248ZM179 89H181V90H179ZM16 90L18 91V93L15 96L12 97V94ZM115 90H116V88H115ZM182 90H184L185 93H187V94H184L183 96L180 97L179 94L181 93ZM215 90H217V91H215ZM219 90L222 91V92H220ZM237 90L239 91V93H238ZM262 90H263V92H262ZM20 91H21V96L19 97V95H20L19 92ZM189 91H191V92H189ZM234 91H236V94L234 93ZM247 91H249V92H247ZM251 91H253V92H251ZM219 92L221 94H219ZM83 93H84V95H82ZM173 93H176L175 96L177 95L178 98L174 97ZM217 93L219 94V97H217ZM259 93H261V94H259ZM49 94H50V92H49ZM229 94H231V95H229ZM233 94H235V95H233ZM252 94L255 97H253ZM256 94H258L259 96L256 95ZM56 95H58V96H56ZM200 95L202 96V98H199ZM227 95H229V96L226 97ZM121 96H123V95L121 94ZM204 96L206 97V99H205ZM243 96H244V100H242V103H238L235 100V103H237V104H239V106H241L239 108V110L241 112L238 115V119L235 118V117H237V115L236 116H232V120H233L232 123L228 124V123L225 122V120L222 121V116L220 115L221 112L223 114L225 111L226 112L229 111L227 106H226L227 104H225L222 107L223 110H221V111H219V110L215 111L214 108H212L213 107L212 105L214 103H216V102H219L221 105L224 104V103L221 102L222 99H219L221 97L229 99L231 97L232 98L233 97L234 98H236V97L237 98H240V97L243 98ZM203 97H204V99H203ZM250 97H252L253 99L250 98ZM32 98H35V97L32 96ZM43 98H45V99L47 98L48 99L50 97H48L47 94H46V97L44 96ZM75 98H76V100H74ZM106 98H107V96H106ZM169 98L172 100V102L170 101ZM179 98L182 99V100H180ZM197 98H198V100H197ZM213 98L215 100L214 102L212 101ZM50 99L52 100V97ZM173 99H175V100H173ZM176 99L180 100L179 104H181V107H180V105L177 106L178 108L176 107L177 109L175 107H172L173 106V101H176ZM200 99H202V100H200ZM26 100H28V99H26ZM110 100H113V99H110ZM199 100H200L201 104H200ZM209 100L211 102H209ZM47 101H49V99ZM31 102H34V100L31 101ZM198 102H199L200 105H197ZM28 103H30V102H28ZM111 103H112V101H110L109 104H111ZM113 103H114V100H113ZM208 103L210 104V107H208V109H207L206 104H208ZM115 104H117L116 101H115L114 104H111V105L115 106ZM191 104H195V106L191 105ZM87 106H88V104L84 105L82 108L87 107ZM17 107H20V104H18ZM193 107L195 109L196 108L197 109L195 110ZM219 107H220V105H219ZM167 108L170 109L168 111H171V112H168ZM201 108H202V110H201ZM210 108H212L213 111L209 110ZM261 108H262V110H261ZM165 109H164V111H165ZM199 109L201 110V112H204L209 117V119L215 118V120H217L219 117H221V118L218 119V120H221V122H218L219 123L218 126L216 125L218 120L209 122V124L211 126H215V127L217 126L218 127V128H215L216 130L214 128H211V129L208 128L205 131L203 130V127L201 126L202 125L201 123H203V125H205L204 122L202 121L203 118L202 119L201 118L200 119L197 118V113L200 111ZM155 110H157V111H155ZM187 110H188V112H187ZM12 111H13V109H12ZM164 111L162 110L161 113H163ZM195 111H197V112H195ZM210 111L213 113V118H211L212 117L211 114H210L211 116L209 115ZM172 112L174 113L173 116L171 115ZM176 112H179V114L176 113ZM66 113H69V112H66ZM168 113H171V114H168ZM259 113H261V114H259ZM187 114H188L187 119L189 118L190 120L189 119L185 120V118L183 117V116H185ZM69 115L72 116V117L77 116V115L74 116V115H71V114H69ZM176 116H178V119L175 121ZM239 116H241V117H239ZM7 117H9V114H8ZM142 117L147 119V121L145 119H142ZM147 117H148L147 113H142L141 118L136 119V118H133V117H127V120L130 121L129 123H131V124L135 123V122H136V124L141 123V122H143V124H144L146 122L152 121L153 119H156L155 115L150 116L149 118H147ZM171 117H175V118L172 119ZM101 119L103 120V122H102ZM131 119H132V121H131ZM133 119L134 120L136 119V120L134 121ZM169 119H171V120H169ZM197 120L199 122H201L199 124L200 127L195 132V133L198 134L197 135V139L195 140V144H193V143L189 144L188 143L187 144V148L185 146V148H184L185 151H187L188 148L190 150L188 149L189 152L187 151V158L188 159L185 157L184 158L185 161H184L183 159L180 158V155H181V152H182V147H181L179 141L181 140V142H182V140L185 138L184 135H185L186 131L183 130V129H185L186 126L189 129L188 132H190V134L193 135L192 133H194L195 129L194 128L191 129L193 126H192V124H189L188 121L192 122L193 124H196ZM163 121H165V120H163ZM172 121H174V123ZM186 121H187V123H185ZM93 123L96 124L95 121ZM238 123L241 125V127H240V125ZM95 124H94V126H95ZM114 124H116V125H114ZM236 124L239 125L240 129H246V128H250L252 126H258V130H257L258 132H255L254 136H253L252 133H248L247 135H245V133L243 132L242 135L239 137V139H237L236 137L233 138V145H230L229 139H230V136H234V135H231V133L234 131L233 128L236 126ZM146 126L147 125H145V127ZM115 127L118 128V129L116 130ZM173 128L175 130H173ZM177 130H178V132H177ZM179 130H183V132L179 131ZM192 130H194V131H192ZM217 130H219V132ZM106 131H108V132H106ZM179 132H181V133H179ZM227 132H228V135H227ZM176 133H177L178 136L176 135ZM237 134H241V133L239 132ZM210 135L213 136V137H211ZM261 135H262V137H261ZM190 136H188V137H190ZM218 136L219 137H221V136L224 137L225 136L226 138L223 139V140H220L218 142H215L214 140H216L218 138ZM174 137L178 140L177 142L174 141ZM199 137H201V138H199ZM214 137H216V138H214ZM102 138H104V139H102ZM106 138H108L107 139L108 140L107 144H109V145H106V142H105ZM198 138H199V140H198ZM242 138H244V139H242ZM133 140H135V141H133ZM242 140H244V141H242ZM131 141H133V142L131 143ZM210 141H214L215 143H217V145L214 142H213V145H211L212 143ZM137 142L139 143L140 141L137 140ZM234 142H236V143H234ZM227 143H228L229 146L227 145ZM204 144H205V146H202ZM235 144L239 145L240 147L238 146L237 150L234 151L233 148H234V146H236ZM125 145H126V147H125ZM146 145L144 147V150H151L150 149L151 146H149V145H151V141L148 142ZM246 145H247V147H246ZM200 147H202V148H200ZM104 148H106V149H104ZM199 148L200 149H203V148L206 149L207 152H209L211 154L210 158H212L214 156V154H215V156L212 158L211 161H208V159H206L205 164L202 163V161L204 159L203 157H208L207 155H209V153H205V154L203 153L204 156H202L198 162L194 161V160L192 161V158H193L194 154L202 155L199 151H197V149L199 150ZM124 149H125V151H124ZM144 150L142 149V151H144ZM210 150H211V152H210ZM217 151H219V152H217ZM102 152H104V153L102 154ZM241 152L243 154H241ZM218 153H219V155H218ZM225 153H226V155H225ZM111 156L113 157V159H112ZM238 156L241 158V160H240V158ZM174 163H175V165H174ZM223 163H225V164H223ZM247 165H250L251 167L247 166ZM247 167H249V168H247ZM110 168H111V170H110ZM240 169H242V170L240 171ZM128 177L129 176H127L125 179H127ZM82 178H84V177H82ZM157 178H158V180H157ZM220 178H222V179H220ZM244 178H245V180H244ZM107 179H109V180L107 181ZM158 183H159V185H158ZM211 185H212V183H211ZM203 187H205V185H203V184L199 186V188H203ZM241 188H244V189H241ZM240 190H242V191H240ZM227 197H228V195L225 196V198H227ZM1 198L3 199L2 194L0 195V200H1ZM242 200L246 201V203L244 202L245 204H243L244 206H242L240 204V202H242ZM45 207L46 206H44L43 208H45ZM136 209L134 208L132 210H129V211L127 210V211H128V213L132 214V213H134L133 211L136 210ZM96 212H98L99 214L97 213V215H95ZM132 216H133V214H132ZM136 219H137V221H136ZM100 222L102 224H100ZM50 225L51 224H49V226ZM101 226H103V227H101ZM108 226L111 227L109 230H104L103 229V228H109ZM198 228H199V230L201 228V231L199 233H196V236L193 237L194 239L192 238V239H190V241L187 240V237H189L190 234L194 233V231H198ZM157 233H158V236H159L160 235V231H157ZM116 234H117V236H116ZM263 234H264V232H263ZM79 237H80L79 235H75L73 238L70 239V242H65L63 244V246L60 247V248H57L56 246H54L52 244V246H48V247L44 248L43 250H41V252H44V254H43L44 262L43 261L42 262L45 264L47 259H48L47 262H54V261H51V257H52L53 259L55 258L57 263L59 262L58 264H78V263L80 264L81 261H83V257L87 254V252L93 246L94 243H91V244L89 242L78 243L77 240H78ZM106 237H113L114 241H116V239H117V241H116L117 243L115 242L113 244L114 246H110V244H108V240H107ZM166 239H172V238H168L167 237ZM125 240H126V242H123ZM193 240H194V242H193ZM255 240L258 243H256ZM252 242H253V244H252ZM155 243H157V242H155ZM117 246H118V249H117ZM259 246H260V249H259ZM110 247H113V248H110ZM239 247H242V249L238 250ZM226 248L228 249V247H226ZM227 249H224V247L222 249L224 251V256H226L228 254V250ZM123 252L126 253L125 256L122 255ZM197 252L201 253L203 256H205V258H208V259H211V260L202 258V256L200 254H196ZM209 254H210V252H209ZM78 257H79V259L77 260ZM95 259H98V262L95 263ZM246 260H247V262H246ZM263 260H264V258H263ZM76 261H78V262H76ZM90 261H91V259H89L88 261H83V263L92 264ZM33 262L34 261L31 259V260H29V261H27L25 263H23V262H18V263L19 264H21V263L22 264H33ZM42 262L39 261L38 263L43 264ZM9 264H10V262H9ZM11 264H15V263L13 261H11ZM155 264H157V262ZM247 264H251V262H248Z\"/></svg>",
  "mask_w": 264,
  "mask_h": 264
}]
</instances>
